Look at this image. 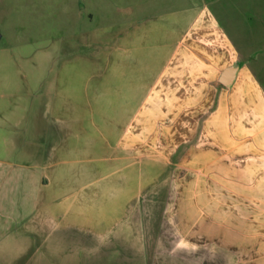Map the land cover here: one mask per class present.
Returning a JSON list of instances; mask_svg holds the SVG:
<instances>
[{
	"label": "crops",
	"instance_id": "1",
	"mask_svg": "<svg viewBox=\"0 0 264 264\" xmlns=\"http://www.w3.org/2000/svg\"><path fill=\"white\" fill-rule=\"evenodd\" d=\"M88 4L98 27L72 36L66 142L0 161V245H96L104 227L105 263L264 264V0ZM141 160L159 173L125 195L126 216L91 222L105 193L88 183Z\"/></svg>",
	"mask_w": 264,
	"mask_h": 264
},
{
	"label": "rangeland",
	"instance_id": "2",
	"mask_svg": "<svg viewBox=\"0 0 264 264\" xmlns=\"http://www.w3.org/2000/svg\"><path fill=\"white\" fill-rule=\"evenodd\" d=\"M89 11L97 14V6L88 0H0V161H20L37 150L36 157L24 158L33 163L42 150L66 142V135L58 133L66 124L57 117L70 113V60L79 55L74 50L78 40L72 36L98 27L97 18L93 24L86 21ZM115 170L85 188L92 193L100 187L105 193L91 197L85 213L91 222L101 220L106 227L126 216L133 198L125 195L159 173L157 166L142 160ZM103 231L92 230L91 240L98 244ZM19 242L0 245V264H115L103 262L99 246L91 242Z\"/></svg>",
	"mask_w": 264,
	"mask_h": 264
},
{
	"label": "water",
	"instance_id": "3",
	"mask_svg": "<svg viewBox=\"0 0 264 264\" xmlns=\"http://www.w3.org/2000/svg\"><path fill=\"white\" fill-rule=\"evenodd\" d=\"M235 69L236 68L234 67V68L229 69L226 72H224L222 79H221L222 83H224L226 85H230L233 82V80L235 78V73H236Z\"/></svg>",
	"mask_w": 264,
	"mask_h": 264
}]
</instances>
